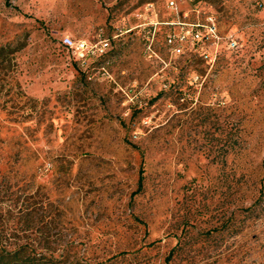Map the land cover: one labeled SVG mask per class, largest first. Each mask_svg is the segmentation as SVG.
I'll return each instance as SVG.
<instances>
[{
  "label": "rangeland",
  "instance_id": "374dc122",
  "mask_svg": "<svg viewBox=\"0 0 264 264\" xmlns=\"http://www.w3.org/2000/svg\"><path fill=\"white\" fill-rule=\"evenodd\" d=\"M64 37L109 47L81 66ZM6 44L0 172L38 190L41 241L102 256L196 220L193 264H264V0H0Z\"/></svg>",
  "mask_w": 264,
  "mask_h": 264
},
{
  "label": "trees",
  "instance_id": "16d2710c",
  "mask_svg": "<svg viewBox=\"0 0 264 264\" xmlns=\"http://www.w3.org/2000/svg\"><path fill=\"white\" fill-rule=\"evenodd\" d=\"M7 49L9 44L0 47V58ZM238 139L236 137V142ZM7 172H0V264H193L188 252L215 231L202 229L194 233L191 227H196V220H191V223L182 222L175 232L165 233L164 237L151 242L142 241L148 235L144 231L138 245L102 256L90 255L87 249L79 251L77 245L72 244L53 247L41 241L40 226H45L46 218L40 215L38 190L32 188L30 180L12 183ZM258 200L246 208L247 218H258L261 211ZM134 220L142 223L137 217ZM240 228V223L235 221V236L239 235ZM169 237L174 238L175 243L164 250L162 241Z\"/></svg>",
  "mask_w": 264,
  "mask_h": 264
},
{
  "label": "built area",
  "instance_id": "2783aa9c",
  "mask_svg": "<svg viewBox=\"0 0 264 264\" xmlns=\"http://www.w3.org/2000/svg\"><path fill=\"white\" fill-rule=\"evenodd\" d=\"M169 5L171 7L174 6V2L169 1ZM150 7V5L145 7V14L140 13L136 18L146 20L145 18L147 17V13L151 11ZM206 21L208 22V25L198 23L190 24L191 29H186L180 35L167 34L165 37L166 44L171 48V51L174 54H179L181 52L182 44L187 41L189 36L193 41L201 39H217L218 37L212 19L208 18ZM201 29H205V35H202L200 32ZM62 43L64 48L71 54L73 61L81 66H84L90 59L103 56L109 47L108 40L101 37H98V39L93 42L86 40L75 41L71 37H64L62 39ZM227 46L228 49L233 50L237 47V42L230 37Z\"/></svg>",
  "mask_w": 264,
  "mask_h": 264
}]
</instances>
